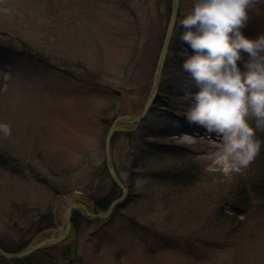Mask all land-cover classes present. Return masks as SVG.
I'll use <instances>...</instances> for the list:
<instances>
[{"label":"rangeland","instance_id":"374dc122","mask_svg":"<svg viewBox=\"0 0 264 264\" xmlns=\"http://www.w3.org/2000/svg\"><path fill=\"white\" fill-rule=\"evenodd\" d=\"M193 6L180 0L156 99L137 124L170 0H0V243L16 251L58 238L69 204L110 196L105 140L125 117L110 148L125 199L103 219L75 212L67 238L30 264H264L262 145L249 167L226 175L211 157L216 134L184 130L196 126L185 97L197 89L182 68L192 50L179 21ZM243 33H264V0Z\"/></svg>","mask_w":264,"mask_h":264},{"label":"clouds","instance_id":"9594fccd","mask_svg":"<svg viewBox=\"0 0 264 264\" xmlns=\"http://www.w3.org/2000/svg\"><path fill=\"white\" fill-rule=\"evenodd\" d=\"M258 2L194 0L179 21L180 40L192 50L182 68L197 89L185 97L191 101L185 118L219 138L211 157L226 175L249 167L261 151L256 131H264V33L254 39L243 33Z\"/></svg>","mask_w":264,"mask_h":264},{"label":"water","instance_id":"95a60500","mask_svg":"<svg viewBox=\"0 0 264 264\" xmlns=\"http://www.w3.org/2000/svg\"><path fill=\"white\" fill-rule=\"evenodd\" d=\"M172 3V9H171V15H170V20H169V24L167 27V31H166V35H165V39H164V43H163V47H162V51L160 54V59L158 61V66H157V70L155 72L154 75V80H153V86L151 89V92L148 95V99L146 101L144 110L142 112L141 115H139V117H137L135 119V122L138 124L143 118H145V116L148 114V110L151 107L152 103L155 101L156 96H157V91L159 89L160 86V80H161V74H162V70L165 64V60L167 58V54H168V50L170 48V44H171V40L173 38V34L176 28V24H177V20H178V16H179V10H180V0H171ZM127 120H130L129 117L126 118ZM122 120H125V117H122L120 119H116V121L114 122V124L112 125V127H110L108 133H107V137L105 140V155H106V162H107V168L109 170V173L111 175V178L113 180V182L119 187V189H121L123 191L122 195L115 200L111 206L110 209L107 212H99V210H97V208L93 205L92 210L93 212L90 213L89 208L84 205V204H69L67 206L66 209V214H65V228L63 229L62 234L60 235V237L58 238H52L49 240H44L42 241L40 244L36 245L35 247H31L27 250H24L20 253H8L6 252L3 248L0 247V256L8 259V260H21V259H25L30 257L31 255H33L34 253H36L37 251H39L40 249L46 247V246H50V245H54V244H58L62 241H64L67 236L69 235V232L71 230V223H72V216L74 212H80L81 214L90 217L92 219H103L108 217L112 211L114 210V208L116 207V205L118 203H120V201L125 199V196L128 193V190L125 186V184L119 180V176L117 175V173L115 172L114 169V165H113V160H112V155H111V142H112V138L114 136V134L117 131H120V128L117 127V124L122 122Z\"/></svg>","mask_w":264,"mask_h":264},{"label":"trees","instance_id":"16d2710c","mask_svg":"<svg viewBox=\"0 0 264 264\" xmlns=\"http://www.w3.org/2000/svg\"><path fill=\"white\" fill-rule=\"evenodd\" d=\"M170 5H171V0H170ZM263 141V142H262ZM262 148H263V157L261 159V162L262 163L260 165V171H258V175L257 176V179L255 177V181H256V186H260V185H264V137L262 136ZM105 170L107 171V169L105 168ZM254 181V180H253ZM243 182V185H244V179L241 181ZM113 184V183H112ZM250 188H253V187H249ZM262 189H264V186L261 187ZM113 189L114 191L116 192H112L110 194V196L108 195L106 198H101V199H93V202L96 206V208L99 210V212H107L110 208V205L113 203V201L116 200L117 198V193H119V188L117 187V185L113 184ZM249 189L247 188V190L249 191ZM243 205V204H242ZM242 205H238L240 206V210L236 213L233 214V218L235 219L236 218V221H237V218H238V221H239V217L242 215V214H245V207L242 208L243 206ZM254 205L255 204H250L249 206L248 205H245V206H248V208L246 209V215L245 217H249L250 215V212L252 211V209L254 208ZM256 208V211L255 212H260L259 210H264V204H259L258 206H255ZM258 208V209H257ZM46 220L52 221V219L47 215L46 217ZM235 221V220H234ZM42 237H46V235L42 236ZM28 246V242L26 243H23L22 245H20L18 247V249H16V251L14 249H8V247H6L4 244L0 243V247L3 248L6 252L8 253H13V254H16V253H20L22 251H24V249ZM56 247H59L56 245H53V246H49L48 248L53 250L54 248ZM41 251H39L40 253ZM65 259V258H64ZM30 260L31 258H25V259H21V260H15V261H12V260H8L2 256H0V264H30Z\"/></svg>","mask_w":264,"mask_h":264},{"label":"bare ground","instance_id":"6f19581e","mask_svg":"<svg viewBox=\"0 0 264 264\" xmlns=\"http://www.w3.org/2000/svg\"><path fill=\"white\" fill-rule=\"evenodd\" d=\"M149 117H150V115H148V117L146 118V120L149 119ZM184 130H185L186 133L193 134V135H194L195 132H200L201 131V129L199 128V126H195L193 128L192 127L191 128L190 127L184 128Z\"/></svg>","mask_w":264,"mask_h":264}]
</instances>
